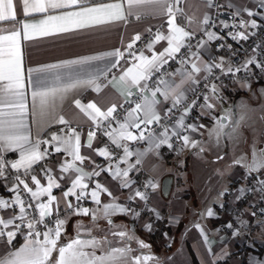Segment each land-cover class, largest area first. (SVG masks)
<instances>
[{
	"label": "snow or ice",
	"instance_id": "obj_1",
	"mask_svg": "<svg viewBox=\"0 0 264 264\" xmlns=\"http://www.w3.org/2000/svg\"><path fill=\"white\" fill-rule=\"evenodd\" d=\"M184 3L187 0L100 3L90 0H0V22L11 23L8 28L0 24V191L9 194L0 195V242L12 245L18 236L24 237L23 245L0 258V264H148L154 259L144 253L133 255L136 251L132 247L133 241L140 249H147L149 245L126 230L109 233L119 238V247L112 246L108 235L97 238L86 229L78 230L66 242L62 237L73 216L96 221L102 214L108 225L113 226L112 216L131 211L115 202L102 204L101 194L109 197L113 194L97 178L108 173L112 180L119 179L121 188H132L135 181L129 179V173L142 163L141 158L148 152L162 145L171 149L173 137L181 140L183 147L196 148L199 141L182 133H196L206 127L203 123H186L197 107L201 109V115L215 122V127L208 132L209 137L215 136L219 140L224 135L226 125L222 121L227 116L217 119L213 115L218 102H223L215 83L221 76L230 75L240 87L249 90L248 77L256 75L255 70L264 76V60L257 59L255 48L252 50L254 55L235 65L224 56L210 54L215 41H222L215 45L217 52L232 49L225 36L210 29L229 30L227 37L239 44L254 35L249 29L259 27L252 19L258 13L241 6L228 13V19H222L224 5L218 0H198V10L203 9L199 15L189 14L181 7ZM18 4L23 19H18ZM256 6L264 9V0H257ZM227 7L234 6L229 3ZM242 13H246L248 19ZM33 14H41L42 18L30 22L28 18ZM145 16L157 19L158 24L145 26L127 41L122 39L120 48L103 56L28 69L32 122L37 129L33 137L27 120L21 37L29 40L37 35L50 36L116 22L126 26L131 22L130 18L140 21ZM98 60L108 63L104 68L88 72L86 77L79 72H53L59 68L90 65ZM113 70L116 73L109 79L108 74ZM241 72L246 74L244 80L237 77ZM109 87L115 88L125 99L101 107L95 101L83 103L73 96L71 103L86 118V130L80 123L72 126L64 115L53 116L69 93L87 88L99 93ZM189 91L194 93L191 100L187 96ZM261 92L264 93V88ZM201 100L202 103H198ZM48 117L52 119H46ZM53 122L65 127L58 131H42ZM98 135L107 137L108 143L94 147ZM82 137H86L83 143ZM144 141L148 142L144 151L130 146ZM82 148L91 153L82 154ZM121 150L122 155L119 154ZM9 153H15L16 158H9ZM61 153L64 155L57 156ZM133 156L135 161L129 163ZM95 157H103L107 166L98 164ZM86 162L94 167L85 170ZM121 164L127 167L121 168ZM234 164L246 168L248 176L264 173V150L254 152L251 162L240 158ZM257 183L259 187L254 190L264 194V179L258 178ZM144 187L155 188V184L148 180ZM54 190H59L60 194H54ZM239 191L243 195L247 189ZM135 198L148 200L146 192L140 190H134V196L129 197ZM87 200L97 208L92 210L83 206ZM132 214L139 216V212ZM213 214L212 209H208L207 216ZM145 227L151 230L150 224ZM226 227L231 229L233 225ZM232 234L235 236L239 232ZM97 251L101 254L97 255Z\"/></svg>",
	"mask_w": 264,
	"mask_h": 264
},
{
	"label": "crops",
	"instance_id": "obj_2",
	"mask_svg": "<svg viewBox=\"0 0 264 264\" xmlns=\"http://www.w3.org/2000/svg\"><path fill=\"white\" fill-rule=\"evenodd\" d=\"M90 2H114V0H90ZM218 3L231 11L236 7L246 6L258 13L252 17L258 25L264 22V9L256 6L257 0H218ZM229 3L234 7L228 8ZM181 7H184L189 14L199 15L203 11V9L198 10V0H187V3L181 4ZM242 15L248 19L246 13ZM17 16L18 19H23L19 4ZM40 18H42L41 14H33V17L28 19L30 22H35ZM130 20L131 22L126 26L122 22H116L50 36L37 35L29 40H23L21 37L29 112L27 120L33 137L37 129L32 122L31 88L27 87L28 69L36 70L49 65H62L70 60L103 56L120 48L122 39L127 41L135 32L143 31L145 26L158 24L157 19L147 16L142 17L140 21H136L134 17ZM0 24L5 28L11 27L10 22H0ZM210 30L219 32L216 28ZM256 30L257 28L249 29L253 33ZM210 54L224 56L229 60V56L215 53L214 42ZM250 56L252 54L244 57V60ZM107 63V60H98L90 65L74 66L71 69L59 68L54 69L53 72L58 71L62 74L69 71L79 72L86 77L88 72L104 68ZM121 63L123 64V61ZM115 73L116 70L109 73V79ZM237 77L240 80L245 79L242 76L237 75ZM215 83L218 85L223 102H218L213 115L217 119L227 116V119L222 121L226 125L224 135L219 140L215 136L209 137L208 132L215 127V122L210 117L201 115V109L197 107L186 119V123H203L206 127L196 133L182 134H189L191 139L198 140V146L183 147V142L175 141L176 138L173 137L171 149L162 145L159 149L148 152L141 158L142 163L129 173V179L135 181L132 188H121L119 179L112 180L108 173H103L97 179L107 186L113 195L109 197L107 194H101L102 204L115 202L131 211L112 216L113 226L108 225L102 214L96 221H92L90 217L73 216L66 225L63 242L73 238L78 230L83 232L86 229L97 238L108 235L112 246L119 247L121 246L119 238H114L109 233L114 230H126L149 245L147 249H140L135 241L132 242V247L136 249L133 255L144 253L153 256L154 259L148 264H264V223L259 222L260 218L264 219V213L263 215L256 213L253 206L255 200L245 198L247 191L241 195L239 190L247 189V169L234 164V161L240 158L251 162L254 152L264 150V93L261 92L264 88V78L260 82H251V90L240 87L230 75L221 76ZM77 91L66 96L53 116L64 115L72 126L80 123L85 130L86 118L71 103L73 96L80 98L83 103L95 101L101 107L125 99L111 87L103 88L99 93L92 91L91 88ZM187 96L191 100L194 98V93L189 91ZM198 103H202V100ZM46 119L51 120L52 117ZM61 127L65 126L53 122L51 127L45 126L42 131H58ZM85 139L86 137H82V143ZM103 143H108L107 137L98 135L94 147L103 146ZM130 146L134 150L144 151L148 147V142H136ZM201 147L204 148L203 152L200 151ZM81 152L90 154L91 150L82 148ZM119 154L122 155V150ZM63 155V153L57 154V156ZM220 157L223 159H219ZM9 158H16V154L9 153ZM95 159L98 164L107 166V161L103 157H95ZM135 159L136 157L133 156L129 163H133ZM92 167L94 165L85 163V170H90ZM120 167L124 168L127 165L121 164ZM258 174L262 173L252 175ZM166 177L173 179L168 197H164L161 192ZM148 180L155 184V188L144 187ZM142 186L144 189L141 188ZM134 190L146 192L148 200L145 202L139 198L129 199L134 196ZM54 194L59 195V190H54ZM83 206L92 210L97 208L91 200L84 201ZM208 209H212L213 216H207ZM239 209L241 213L238 215ZM133 211L139 212V216L133 215ZM64 215L62 209L61 218ZM236 221H239L241 227L235 226ZM149 224L151 230L145 227ZM223 224H232L233 227L225 232L222 229ZM197 225L199 228L196 227ZM246 229L251 230L249 234L245 232ZM234 231L239 234L234 236L232 234ZM23 243V236H18L12 245L0 242V258L6 257L10 251L18 249ZM100 254L97 251V255Z\"/></svg>",
	"mask_w": 264,
	"mask_h": 264
},
{
	"label": "built area",
	"instance_id": "obj_3",
	"mask_svg": "<svg viewBox=\"0 0 264 264\" xmlns=\"http://www.w3.org/2000/svg\"><path fill=\"white\" fill-rule=\"evenodd\" d=\"M221 11L224 13V15L221 17L222 19H228V13L232 12L231 10L227 9V8H222ZM218 29V28H216ZM220 35L225 36L227 43L232 44V49L228 50L227 48L221 50L220 52L216 51L215 45L218 43H221L222 41H215L214 42V51L216 54L218 55H227L229 56V60L231 62H233V64H238L239 62L244 60V57L249 56L250 54L254 55L253 53V49H256V53L255 55L257 56V59L259 60H264V22H262L259 27L257 28V30L254 32V35H251L249 37V39L247 41H241L239 44H237L235 41L231 40L230 37H227L226 33L229 30H224L223 32H220V30L218 29ZM235 52L236 54L233 55L232 53ZM256 75L254 76H249L248 79L250 80V82L256 83V82H260L264 76H262L259 73V70H255ZM238 76H242V77H246V74L244 72L238 73ZM196 95H199V93H196ZM178 139L176 138L175 141H177ZM264 179V173L262 174H258V175H251L248 176L247 178V194L245 195V198L248 199H253L255 200L253 203L254 206V210L256 211V213H258L259 215H263L264 213V194H261L259 191L254 190V189H258L259 185L257 183V179ZM142 189H144V187H141ZM239 213H241V210L239 209L237 211V214L239 215ZM236 214V215H237ZM259 222L261 224L264 223V219L260 218ZM226 224L222 225V229L225 232L229 231V228L226 227ZM235 226L237 227H241V224L239 223V221H236ZM250 229H246L245 232L247 234L250 233Z\"/></svg>",
	"mask_w": 264,
	"mask_h": 264
},
{
	"label": "water",
	"instance_id": "obj_4",
	"mask_svg": "<svg viewBox=\"0 0 264 264\" xmlns=\"http://www.w3.org/2000/svg\"><path fill=\"white\" fill-rule=\"evenodd\" d=\"M172 183H173V179L171 177L164 178L161 189L162 195L164 197H168L170 195Z\"/></svg>",
	"mask_w": 264,
	"mask_h": 264
},
{
	"label": "trees",
	"instance_id": "obj_5",
	"mask_svg": "<svg viewBox=\"0 0 264 264\" xmlns=\"http://www.w3.org/2000/svg\"><path fill=\"white\" fill-rule=\"evenodd\" d=\"M11 155H13V154H11ZM0 195H5V196H7L8 194L6 193V192H4V191H0ZM155 238V237H154Z\"/></svg>",
	"mask_w": 264,
	"mask_h": 264
}]
</instances>
